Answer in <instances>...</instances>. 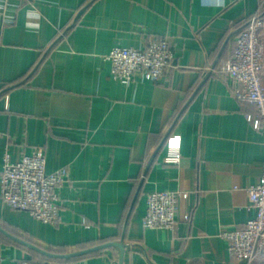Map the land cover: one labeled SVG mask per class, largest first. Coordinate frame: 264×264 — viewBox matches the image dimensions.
Here are the masks:
<instances>
[{
    "label": "crops",
    "instance_id": "0c3cea01",
    "mask_svg": "<svg viewBox=\"0 0 264 264\" xmlns=\"http://www.w3.org/2000/svg\"><path fill=\"white\" fill-rule=\"evenodd\" d=\"M257 13L264 0H0V264L45 256L14 237L58 253L123 239V264H244L220 232L255 216L248 187L263 134L215 68ZM152 37L173 50L164 76L113 79L111 49ZM171 136L176 163L165 161ZM37 147L48 172L69 171L55 224L1 198L5 154L18 161ZM162 190L187 192L175 227L143 228L146 195ZM120 254L111 245L68 262L119 264Z\"/></svg>",
    "mask_w": 264,
    "mask_h": 264
},
{
    "label": "built area",
    "instance_id": "2783aa9c",
    "mask_svg": "<svg viewBox=\"0 0 264 264\" xmlns=\"http://www.w3.org/2000/svg\"><path fill=\"white\" fill-rule=\"evenodd\" d=\"M14 1V0H8ZM264 28V14L250 16L237 32L234 46L215 68L227 74L235 84L234 95L255 108L263 134V157L257 182L248 187V206L255 216L242 228L224 229L220 236L227 242V250L235 262L253 264L257 257H264V83L262 68L264 43L260 32ZM111 62V76L124 84L142 79L158 81L171 67L173 50L165 38H150L141 47L115 46L106 55ZM247 118L252 116L247 114ZM166 162H178L181 156L180 139L168 138ZM68 168L47 171V157L42 147L30 154H23L12 161L5 154L1 172V198L12 208L27 210L33 217L45 223L55 224L60 216V189L68 180ZM187 192L151 191L146 195L145 211L141 219L143 228L169 229L175 227L179 198ZM187 219L188 215H184ZM14 264H69L56 261L39 262L22 259Z\"/></svg>",
    "mask_w": 264,
    "mask_h": 264
},
{
    "label": "water",
    "instance_id": "95a60500",
    "mask_svg": "<svg viewBox=\"0 0 264 264\" xmlns=\"http://www.w3.org/2000/svg\"><path fill=\"white\" fill-rule=\"evenodd\" d=\"M0 230L4 231L3 229L0 228ZM16 240H18L19 242L33 248L34 250H36L37 252L47 256V257H50V258H71V257H75V256H78V255H81V254H85V253H88V252H92V251H95V250H98L100 248H103V247H107V246H111V245H116L120 248L121 250V254H120V259H119V264H123V260H124V252H125V248H126V245L123 241V239L119 242H108V243H105V244H102V245H97V246H93L91 248H87V249H82V250H78V251H74V252H69V253H58V252H52V251H49V250H46V249H43L35 244H32V243H29L27 241H24L22 239H19V238H16L14 237Z\"/></svg>",
    "mask_w": 264,
    "mask_h": 264
},
{
    "label": "trees",
    "instance_id": "16d2710c",
    "mask_svg": "<svg viewBox=\"0 0 264 264\" xmlns=\"http://www.w3.org/2000/svg\"><path fill=\"white\" fill-rule=\"evenodd\" d=\"M70 258H50V257H46V256H43L42 258H39V259H35L39 262H50V261H56V262H59V263H69L68 260Z\"/></svg>",
    "mask_w": 264,
    "mask_h": 264
}]
</instances>
